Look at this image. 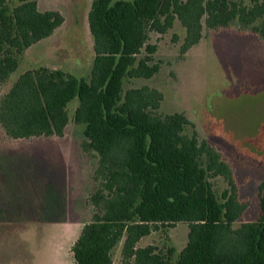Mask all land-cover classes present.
Masks as SVG:
<instances>
[{"label": "trees", "instance_id": "16d2710c", "mask_svg": "<svg viewBox=\"0 0 264 264\" xmlns=\"http://www.w3.org/2000/svg\"><path fill=\"white\" fill-rule=\"evenodd\" d=\"M93 0L88 26L94 59L89 77L41 67L22 73L0 98V128L12 140L63 137L66 107L78 99L72 121L83 125L82 149L97 159V187L87 204L91 219L71 246L73 264H112L122 243L121 264H173L156 246L139 248L143 237L178 223L188 226L187 243L175 264H264V178L258 185L259 215L241 221L248 204L239 199L231 167L181 113L156 114L162 94L148 86L123 91L125 79H150L156 47L151 31L164 34L179 21L184 55L209 29L238 22L264 41V0ZM0 0V87L19 57L63 24L57 11L36 0ZM145 52L144 56H139ZM226 184L218 197L210 180Z\"/></svg>", "mask_w": 264, "mask_h": 264}, {"label": "rangeland", "instance_id": "374dc122", "mask_svg": "<svg viewBox=\"0 0 264 264\" xmlns=\"http://www.w3.org/2000/svg\"><path fill=\"white\" fill-rule=\"evenodd\" d=\"M92 1L36 0L41 12H59L63 24L48 39L24 51L18 70L0 87V98L28 70L45 67L76 78L89 77L94 59L88 26ZM243 2L250 6L249 0ZM17 4L10 0L9 8ZM204 21L200 42L184 55L179 49L185 29L179 21L164 34L151 31L147 43L156 47L151 57L159 72L150 79H125L123 91L142 86L158 90L163 96L158 116L183 114L191 123L184 134L196 132L199 140H208L221 152L234 171L240 201L248 204L241 221L233 224L237 228L241 222H255L259 215L258 185L264 178V84L257 76L264 74V41L238 22L228 28L209 29ZM144 55L142 51L139 58ZM78 104L77 98L68 103L69 122L59 139L12 140L0 128L1 264H41L46 259L73 264V229L90 221L87 198L97 187L93 180L97 159L83 151V125L72 121ZM52 147L70 155L71 162L66 160L68 155L62 159L70 174L62 181L65 195L53 193V186L31 183L34 170L49 173L56 169L54 160L55 168L46 166L50 158L43 155V150ZM75 148L79 154H74ZM40 159L41 168L37 164ZM210 181L219 197L226 184L221 178ZM178 224L152 232L144 241L164 254L173 248V264L188 234L187 224ZM121 248L122 243L113 251L112 264H121ZM57 253L65 260L57 258Z\"/></svg>", "mask_w": 264, "mask_h": 264}, {"label": "crops", "instance_id": "0c3cea01", "mask_svg": "<svg viewBox=\"0 0 264 264\" xmlns=\"http://www.w3.org/2000/svg\"><path fill=\"white\" fill-rule=\"evenodd\" d=\"M49 38V37H48ZM48 38H46V39H48ZM45 40V39H44ZM41 41H43V40H41ZM40 41V42H41ZM39 43V42H38ZM38 43H36V44H38ZM36 44H34V45H36ZM34 45H32V46H34ZM31 46V47H32ZM30 47V48H31ZM29 49V48H28ZM19 67V66H18ZM18 70V69H17ZM16 70V71H17ZM15 71V72H16ZM14 72V73H15ZM12 75V74H11ZM20 76V75H19ZM18 76V77H19ZM11 77V76H10ZM10 77H9V79H10ZM8 79V80H9ZM257 81L259 82H261L262 84H264V74H262V78H259V76H257ZM11 88V87H10ZM9 88V89H10ZM7 92H8V90H7ZM6 92V93H7ZM5 93V94H6ZM77 108V107H76ZM68 122H69V118H68ZM68 125V124H67ZM67 125H66V127H67ZM66 127H65V130H66ZM65 130H64V133H65ZM41 138H56V139H59V137H56V136H53V137H39V138H36V139H41ZM55 140V139H54ZM206 141H208V140H206ZM210 143V142H209ZM211 145V144H210ZM215 148V147H214ZM216 150L218 151V149L216 148ZM73 152H74V154H76L77 152H78V154H79V150L78 149H74V150H72ZM219 152V151H218ZM221 153V152H220ZM41 154V153H40ZM82 154V153H81ZM43 155L44 156H47V157H49L50 159H48L49 161L47 162V167L48 168H50V167H52V168H55L54 166H55V164L54 163H56V169L54 170V171H49V173L48 172H44V171H41V170H34V172H32V178L34 179V180H32V184H36V185H50L51 187L53 186L54 187V189H53V187H52V189H53V193H55V194H58V193H62L63 195H65L66 193L64 192V189H66V184H64V185H62V181L64 182V179H66L67 180V178L69 179V176H70V174H69V172H68V170L65 168V166L63 165V161H62V159H63V157H66L67 155H68V152H66V151H62V150H58L57 148H51V149H47L46 150V152H44V150H43ZM36 156H39V154L38 155H36ZM69 156V158H66V160L68 161V162H71L70 160V155H68ZM76 156V155H75ZM223 158V157H222ZM53 160H54V163H53ZM223 160L226 162V160L223 158ZM35 162V161H34ZM227 163V162H226ZM38 164V167H42L43 166V162H42V160L40 159V161L37 163ZM53 164H54V166H53ZM228 165H229V163H227ZM45 166V165H44ZM58 166V167H57ZM230 166V165H229ZM40 167V168H41ZM231 167V166H230ZM232 169V168H231ZM232 171H233V169H232ZM233 175H234V179H235V182H236V178H235V174H234V171H233ZM66 180H65V183H66ZM236 184H237V182H236ZM237 187H238V185H237ZM238 190H239V187H238ZM245 213V212H244ZM244 215V214H243ZM243 217V216H242ZM64 225H68L69 227L70 226H72L73 225V228H74V224H65V223H63ZM179 225V224H178ZM71 228V227H70ZM81 229H82V227L80 228H74L73 230H74V232H75V239H74V242L76 241V239L78 238V236H79V234H80V232H81ZM70 230V229H69ZM70 232V231H69ZM69 235V234H68ZM151 235V234H150ZM150 235L149 236H146V237H143V238H141L140 240H139V242L136 244V246L137 247H139V248H143V247H146V246H148V245H150V244H147V243H145L144 241L147 239V238H149L150 237ZM68 237V236H67ZM70 238V237H69ZM73 242V243H74ZM144 243V244H143ZM186 243H187V241H186ZM186 243L184 244V246L179 250V251H177V253L179 254V252L185 247V245H186ZM1 245V244H0ZM73 245V244H72ZM142 245V246H141ZM28 246V243H26V247ZM24 249H26V248H24ZM60 252H62V251H60ZM53 254V253H52ZM71 255H72V253H70ZM62 255H63V253H62ZM51 256V255H50ZM52 256H54V254L52 255ZM59 256V257H58ZM64 255H63V257L61 256V255H59L58 253H57V258H60V260H65L64 259ZM59 260V261H60ZM5 262V261H4ZM0 264H1V247H0ZM32 264V263H31ZM41 264H58L56 261H54L53 259H51V261H47V259L46 260H43L42 261V263Z\"/></svg>", "mask_w": 264, "mask_h": 264}]
</instances>
